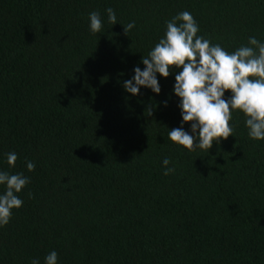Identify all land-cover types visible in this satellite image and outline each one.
Wrapping results in <instances>:
<instances>
[{
    "label": "trees",
    "instance_id": "1",
    "mask_svg": "<svg viewBox=\"0 0 264 264\" xmlns=\"http://www.w3.org/2000/svg\"><path fill=\"white\" fill-rule=\"evenodd\" d=\"M183 11L229 53L264 42V0H0V171L30 178L0 227V264L52 251L58 264H264V141L244 115L227 140L188 151L168 139L182 124L178 69L157 75L158 95L123 87Z\"/></svg>",
    "mask_w": 264,
    "mask_h": 264
},
{
    "label": "clouds",
    "instance_id": "2",
    "mask_svg": "<svg viewBox=\"0 0 264 264\" xmlns=\"http://www.w3.org/2000/svg\"><path fill=\"white\" fill-rule=\"evenodd\" d=\"M105 12L108 23H118L114 9L109 7ZM89 21L92 34L101 32L103 20L99 11L90 12ZM123 27L128 36L135 22ZM199 31L196 20L188 11L167 21L165 35L147 56H142L144 69L137 66L134 76L124 81L125 91L137 96L141 88H147L158 95L161 88L157 75L167 79L172 70L178 69L173 92L180 101L182 124L168 131V139L173 144L188 151H209L214 143L219 144L233 136L230 121L234 111L244 115L249 138L264 141V42L252 36L246 45L229 53L220 44H212L209 39L199 36ZM226 92L231 93L229 99L224 98ZM154 108V105L150 106L145 116L151 117ZM183 124L191 125V134L184 130ZM17 159L15 152L8 153L9 167H14ZM162 163L165 176L174 173L175 168L168 167L171 163L168 157ZM27 170L34 171L35 164L27 162ZM29 183L30 178L23 173L0 171V185L5 186L0 194V227L10 222L13 210L22 207L23 200L17 194ZM31 264H40V261L33 259ZM44 264H58L57 252H50Z\"/></svg>",
    "mask_w": 264,
    "mask_h": 264
}]
</instances>
